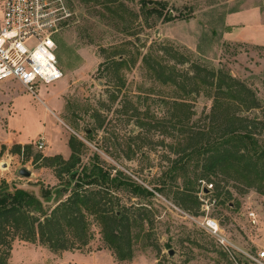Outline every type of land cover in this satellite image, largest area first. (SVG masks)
<instances>
[{"label": "rangeland", "instance_id": "obj_1", "mask_svg": "<svg viewBox=\"0 0 264 264\" xmlns=\"http://www.w3.org/2000/svg\"><path fill=\"white\" fill-rule=\"evenodd\" d=\"M110 1L68 0L74 20L57 37V58L63 72L60 81L37 84L35 96L17 82L0 86L1 115H9V128L19 140H30L23 145L0 140V189L5 184L11 192V185L25 184L33 193L66 182V175L61 182L56 179L58 166L44 167L41 159L35 161L45 157L44 147L35 146L41 127L52 121L67 127L63 129L68 140L73 137L84 144L77 172L96 163L111 176L120 171L153 193L140 197L124 190L108 192V199L112 197V202L118 203L114 209L127 207L131 219L136 220L131 228L130 261H118L106 248L92 217H88L91 240L71 252L94 253L99 264H235L217 240L201 228L204 217L216 220L221 235L237 249L254 253L264 250V197L254 189L230 180H215L212 193L202 196L201 187L209 184L201 183L192 193L201 205L190 210L174 202L177 189L153 191L171 166L170 161L177 157L172 147L181 138L178 126L170 123L171 103L180 99L188 103L190 125L197 129L209 126L212 100L202 90L184 96L178 87L159 82L161 70L151 71L159 63L179 76H184L191 64L228 72L251 89L260 103V109L242 114L261 120L264 29L257 28L255 17L230 24L225 18L231 11L255 9L264 24V0ZM153 9L161 16L152 13ZM167 15L171 21H166ZM120 56L126 61L125 67L112 71L109 63ZM179 76L176 78L181 80ZM192 87L187 86L186 91ZM42 101L60 121L45 112ZM139 122L144 128L138 126ZM253 132L264 140V127L257 125ZM16 167H26L34 174L28 179L19 177ZM188 171L190 175L191 169ZM181 184L178 180L177 187ZM84 189L99 190L96 186ZM68 195L63 192L58 201ZM249 212L255 214V225L247 218ZM234 257L238 263L242 261L241 255ZM18 261L19 257L15 259ZM61 261L54 258L52 264Z\"/></svg>", "mask_w": 264, "mask_h": 264}, {"label": "trees", "instance_id": "obj_2", "mask_svg": "<svg viewBox=\"0 0 264 264\" xmlns=\"http://www.w3.org/2000/svg\"><path fill=\"white\" fill-rule=\"evenodd\" d=\"M234 12L237 11L230 13ZM152 13L161 16L156 9ZM171 20V16L167 15L166 21ZM125 65V59L120 56L109 63V68L118 71ZM157 70H161L158 77L161 84L178 87L184 96L189 92L198 94L202 90L212 100V106L208 114L209 126L194 129L190 125L192 113L189 104L183 99L171 103L173 113L170 114V123L173 127L178 126L181 138L172 147L177 157L170 161L171 166L153 191L161 193L163 187L177 189L173 200L184 210L201 205L192 195L196 185L199 187V184L205 183L213 187L215 180L233 181L246 189H254L264 197V140L257 138L253 132L257 125L264 127V117L259 120L258 116L249 118L242 114L260 109L254 92L221 69L207 70L191 64L184 76H179L173 70L167 72L157 63L151 71L157 73ZM177 76L182 77L181 80ZM187 86L193 87L186 91ZM138 126L144 128L145 125L139 122ZM100 127L101 124L97 128ZM83 146L81 141L70 137L68 147L71 154L67 160L61 156L38 157L35 160L41 159L44 167L58 166L55 177L60 182L62 176H68L64 184L49 190L41 189V200L29 191L17 189L10 192L5 184L0 189V264H7L16 240L38 243L54 252L80 250L92 238L88 217L99 225L106 248L118 261L133 258L131 228L136 220L131 219L127 207L114 209L118 203L115 205L112 197L108 199V192L124 190L140 197L153 196V193L120 171L111 176L96 163L77 172L75 167L80 162L78 155ZM178 180H182L181 187H177ZM94 186L101 191L82 190ZM63 192H69V195L58 201ZM211 193L212 190L206 195ZM49 203H54L53 207H47Z\"/></svg>", "mask_w": 264, "mask_h": 264}, {"label": "built area", "instance_id": "obj_3", "mask_svg": "<svg viewBox=\"0 0 264 264\" xmlns=\"http://www.w3.org/2000/svg\"><path fill=\"white\" fill-rule=\"evenodd\" d=\"M73 20L68 0H0V84L17 82L35 96L37 84L60 81L63 72L57 58V37ZM35 146L42 149L43 139H38ZM203 189L211 190L212 185L202 186ZM247 218L250 224H256L253 212ZM200 226L235 264H264V250L254 253L237 249L221 235L216 220L204 217ZM236 254L242 257L240 263Z\"/></svg>", "mask_w": 264, "mask_h": 264}, {"label": "crops", "instance_id": "obj_4", "mask_svg": "<svg viewBox=\"0 0 264 264\" xmlns=\"http://www.w3.org/2000/svg\"><path fill=\"white\" fill-rule=\"evenodd\" d=\"M250 17H255L254 23L257 25V28L259 30L264 29V24H262L260 21L261 18L260 13L255 9L230 13L226 16L225 19L227 24H230L231 22H242ZM7 83L9 82H4L0 84V86ZM41 103L44 106L45 112L50 113L52 116L56 118V120L60 121L58 117L54 114L52 109L47 105V103H44L43 101ZM0 107H1V101H0ZM8 116L9 115L3 116L1 115L0 112V140L7 142H15V144H21V145L30 142V140H26V141L19 140L18 134L9 128ZM45 119H47V115H45ZM63 125L62 124L59 125L57 123L54 124L52 121H49L47 127L46 124H43V126L41 127V133L39 139H43V143H44L43 150L45 157L61 156L65 160H67L70 157L71 151L68 147V138L64 135L65 129H63L66 126ZM48 130H49V134L47 133ZM53 148L60 149V151L54 150ZM18 169H19L18 167L14 168L15 171H17ZM33 174L34 173L31 172V177L33 176ZM26 244H27L26 242H21V243H18L17 241L14 242V244L12 245L13 248L11 250L7 264H52L54 258L58 260L59 258L62 259L61 264H99L98 262L99 258H97L95 254L91 252L88 253L87 252L82 253L80 251L54 252L40 245L31 244L30 246ZM29 254H32V257ZM18 257H19V261L16 263L15 259ZM29 257L32 258V260H30Z\"/></svg>", "mask_w": 264, "mask_h": 264}, {"label": "water", "instance_id": "obj_5", "mask_svg": "<svg viewBox=\"0 0 264 264\" xmlns=\"http://www.w3.org/2000/svg\"><path fill=\"white\" fill-rule=\"evenodd\" d=\"M17 174H18L19 177H22V178H25V179H28V178L31 177V171L26 169V167L19 168L17 170ZM11 187H12V190L20 189V190H24V191H29L30 189H32L28 185L13 184V185H11ZM29 192H31V191H29ZM202 192L203 193H208V191L206 189H203ZM33 193L39 200H41L40 197H39V191L38 190L34 191ZM49 204H51V203H49ZM168 254H169V256H172L173 251L169 250Z\"/></svg>", "mask_w": 264, "mask_h": 264}]
</instances>
